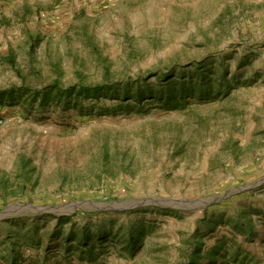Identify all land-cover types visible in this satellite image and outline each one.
<instances>
[{
  "label": "rangeland",
  "instance_id": "374dc122",
  "mask_svg": "<svg viewBox=\"0 0 264 264\" xmlns=\"http://www.w3.org/2000/svg\"><path fill=\"white\" fill-rule=\"evenodd\" d=\"M201 60L223 86L177 108L123 96L43 107L29 92L0 103V212L15 205L0 219V264H188L194 245L206 254L222 234L242 252L228 264H264V0H0V89L159 87L162 72ZM244 206L255 241L226 224ZM83 229L91 260L66 241Z\"/></svg>",
  "mask_w": 264,
  "mask_h": 264
},
{
  "label": "trees",
  "instance_id": "16d2710c",
  "mask_svg": "<svg viewBox=\"0 0 264 264\" xmlns=\"http://www.w3.org/2000/svg\"><path fill=\"white\" fill-rule=\"evenodd\" d=\"M203 60L195 61L189 66L182 68H176L169 70L167 72L161 73V85L159 87L153 86L147 79L143 81H138L135 85H130L125 82L122 88L116 84H97V85H87V84H75L70 86H65L61 84L60 81L55 80L54 83L49 84L42 88H34L27 85H23L19 88L11 87L0 89V103L16 104L20 103L26 93H31V101L27 103L32 104L38 102L39 105L45 107L51 103L62 104L65 109L71 105L75 107H80L84 110L82 101L83 99L96 98L100 99L102 96H115L124 99H132L137 103H141L144 100L158 98L164 105L170 106L171 108H177L183 104V102L190 95L199 94L201 96L209 97L215 88L223 86L221 82L218 87L214 86V78L210 73L205 70L206 65ZM195 69H191V68ZM229 69L227 66L223 67L222 80L226 84L225 94H228L231 90L230 81L227 79ZM157 73L156 75H158ZM180 76L176 79V76ZM238 82V80H237ZM126 105H118V107H128ZM91 110V108H89ZM111 109H108V111ZM72 216H59V223H64L70 221ZM256 219L254 218L253 209L249 206H244L241 210L237 211L234 216L226 222L230 225L232 229L244 236L245 239L250 241H255L258 236H260V231L256 227ZM220 224H225L224 218L221 215L218 221H213L209 225V230L212 232L216 231ZM61 231V230H60ZM60 231L58 233H60ZM96 239L102 240L108 238L109 236H114L112 231H104L103 229H98L94 233ZM137 234V235H133ZM93 235L89 229H83L82 233L78 235L74 230H71L66 237L67 242H72L73 240H79V243L86 248L81 250L83 254L86 252L87 257L91 260L94 252L97 248L95 244H90V240ZM143 237V230L141 226L137 229L134 227L132 229V236L127 244L126 251L134 254L138 249V241ZM232 238L227 235L222 234L221 238L215 240L212 244V248L203 254V242H200L193 246V251L190 255L188 264H202L200 262V257H205L208 262L204 264H228L229 259H238L241 256L240 246L234 249L229 246V242ZM223 258L221 263L219 259Z\"/></svg>",
  "mask_w": 264,
  "mask_h": 264
},
{
  "label": "water",
  "instance_id": "95a60500",
  "mask_svg": "<svg viewBox=\"0 0 264 264\" xmlns=\"http://www.w3.org/2000/svg\"><path fill=\"white\" fill-rule=\"evenodd\" d=\"M180 202V201H179ZM179 202H176V203H179ZM150 203L148 200H142V201H137V202H133L131 205H124L123 203H113L111 205H109L110 207L114 208V209H129L131 207H135V206H139V205H143V204H148ZM210 201H205V205L206 204H209ZM15 205H12L10 207H8L7 209H4L3 211L0 212V219L3 218L4 216H6L7 214L10 213V211L14 208ZM21 207H24V208H28V209H37V210H41V211H44L45 209H50V208H61V207H58V206H33L31 204H28V205H19Z\"/></svg>",
  "mask_w": 264,
  "mask_h": 264
}]
</instances>
